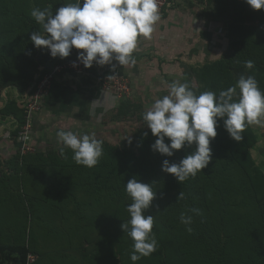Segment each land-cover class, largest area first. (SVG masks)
<instances>
[{"label":"rangeland","instance_id":"374dc122","mask_svg":"<svg viewBox=\"0 0 264 264\" xmlns=\"http://www.w3.org/2000/svg\"><path fill=\"white\" fill-rule=\"evenodd\" d=\"M69 3L76 0H0L3 54L31 44L49 58V50L30 39L37 31L47 35L30 13L39 8L55 14ZM159 11L151 38L138 37L134 64L91 68L87 81L73 80L65 92L53 91L47 103V94L42 97L32 117L28 149L21 151L18 134L14 136L15 117L0 112V243L25 244L28 264H217L214 250L220 243L224 258L218 264H264L257 260L264 255V126L247 125L244 139L237 142L218 118L208 165L180 183L161 170L162 162L179 163L195 144L174 150L171 157L154 152L157 137L143 120L174 81L187 83L196 95H218L241 75H252L264 92V8L254 10L245 0H159ZM247 60L253 61L252 69L244 66ZM26 83L0 87V110L11 103L23 108L36 74ZM238 98L237 88L233 99ZM63 99L69 105L86 103L90 110L71 108L81 119L71 112L73 117L58 121ZM59 130L101 141L97 165L77 164L73 151L58 140ZM227 161L234 167L235 188L222 195L204 181V171ZM133 177L156 192L144 214L153 215L158 242L155 252L136 262L130 259L134 242L121 227L130 219L132 199L125 185ZM194 185L200 191L192 202L188 195ZM181 191L184 199L172 204ZM190 208L200 210L199 215L188 213L191 233L179 219Z\"/></svg>","mask_w":264,"mask_h":264},{"label":"clouds","instance_id":"9594fccd","mask_svg":"<svg viewBox=\"0 0 264 264\" xmlns=\"http://www.w3.org/2000/svg\"><path fill=\"white\" fill-rule=\"evenodd\" d=\"M245 3L254 10L264 8V0H245ZM30 15L47 34L41 35L38 31L31 34L35 47L48 49L53 58H66L73 48L82 49L78 60L84 67L90 68L95 63L110 65L113 70L118 65L135 63L132 53L137 48L138 37L150 39L155 24L161 19L159 0H83V3L76 0L58 8L55 14L49 9L33 8ZM244 66L252 69L254 63L247 60ZM169 88V94L156 99L143 114V120L157 137L151 145L154 152L171 157L174 150L195 144L194 150L179 163L167 159L162 162L161 170L174 175L180 183L208 165L212 158L210 140L217 135L218 118L223 119L226 131L237 142L244 139L241 133L247 125L264 126V92L252 75H241L235 86L218 95L213 91L196 95L187 83L176 81ZM237 88L239 98L234 100ZM57 136L73 151L77 164L88 168L97 165L103 148L94 135L59 130ZM165 138L169 143H165ZM125 191L132 203L127 206L130 219L121 227L134 242L130 259L136 262L158 248L153 232L154 217L144 214L156 192L151 184L139 182L135 177L127 182ZM180 199H184L182 191L177 197ZM189 212L199 215L200 210L190 208L180 214V222L191 233L193 217Z\"/></svg>","mask_w":264,"mask_h":264},{"label":"trees","instance_id":"16d2710c","mask_svg":"<svg viewBox=\"0 0 264 264\" xmlns=\"http://www.w3.org/2000/svg\"><path fill=\"white\" fill-rule=\"evenodd\" d=\"M171 1L172 0H165L167 3H170ZM81 51L84 50L73 49L71 54L66 58H53L51 56L48 58L45 51L35 52L31 44H27L21 50L15 51L10 55H4L3 49L0 48V87L8 84H14L17 87H20L26 83L27 80H31L35 74L38 81L54 65L75 58ZM84 78V80L87 81V78ZM0 112L5 115L12 114L15 117L16 128L13 133L14 136H17V133L24 122V109H16V107L13 106V103H11L9 106L5 105ZM250 138L246 141L250 140ZM233 169L234 167L228 161L222 163L219 167L207 169V171H204V181L211 182L213 187L222 195L230 193L235 188V181L233 178L231 179V172ZM196 189H199L196 185L190 187L188 199L192 202L196 200ZM181 200L183 199H175L172 204H178ZM29 252L30 249L25 244L0 243V264H28ZM223 252L224 243H220V245L215 247L214 250V258L217 264L222 258H224ZM257 260L258 262H263L264 255Z\"/></svg>","mask_w":264,"mask_h":264},{"label":"built area","instance_id":"2783aa9c","mask_svg":"<svg viewBox=\"0 0 264 264\" xmlns=\"http://www.w3.org/2000/svg\"><path fill=\"white\" fill-rule=\"evenodd\" d=\"M95 67H99V65L93 63V66L90 68ZM90 68L84 67L83 63L78 60V56H76L61 64L54 65L37 81L33 93L26 99L22 106L25 113L24 122L17 133L21 144V151L28 149L27 142L33 114L40 108L41 97L48 92L51 83L60 76H71L74 79L86 77L89 74ZM25 136L28 138L25 139Z\"/></svg>","mask_w":264,"mask_h":264},{"label":"crops","instance_id":"0c3cea01","mask_svg":"<svg viewBox=\"0 0 264 264\" xmlns=\"http://www.w3.org/2000/svg\"><path fill=\"white\" fill-rule=\"evenodd\" d=\"M73 80L76 82V80L74 78H72L71 76H65V77L60 76L59 79L56 78V81L51 85V88H50L51 90L49 89L50 91L48 90L49 92L46 93L47 95H45V94H44L45 96L42 95V97L44 96V98H45V99L43 98L44 99V103L45 102L47 103L48 100L53 98V91L55 92L56 95L58 93L65 92L64 89L67 88L68 85L71 84ZM42 97H41V99H42ZM40 104H41V101H40ZM74 107L76 109H77V107L79 109H81V110L84 109V110H82L80 112H84V111H89L90 110L89 106L86 103L82 107L78 103H72V104L69 105V102L67 100L63 99L62 103H60V105L58 106L57 111H56L57 112L58 121H61L62 119L64 121L65 119L63 117H68V118L69 117H73V116H71V112H73L75 114L77 119H81L80 117L82 115H80V112L76 113L73 110H70L71 108H74ZM47 108L50 109V110L52 109L50 107V105H48ZM47 112H49V111H46L45 114L49 115L50 113H47ZM41 122L43 123L44 121H41ZM1 138H4V137H1ZM1 151H4V149L2 148ZM1 157H2V155H1Z\"/></svg>","mask_w":264,"mask_h":264}]
</instances>
